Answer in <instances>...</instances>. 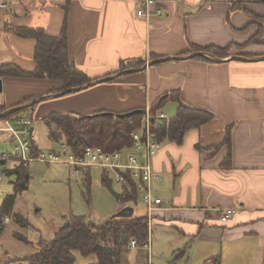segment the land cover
<instances>
[{"label": "crops", "instance_id": "0c3cea01", "mask_svg": "<svg viewBox=\"0 0 264 264\" xmlns=\"http://www.w3.org/2000/svg\"><path fill=\"white\" fill-rule=\"evenodd\" d=\"M144 1L10 0L9 8L0 9V66L34 71L37 42L18 29L59 37L67 17L71 61L91 78L113 79L45 98L51 101L35 105L33 120L53 112L128 114L146 108L173 120L180 104L209 112V124L189 130L181 144L164 141L154 157L151 191L162 205L145 248L148 255L157 242L172 249L175 264H264V4L239 0L250 16L233 10L230 0H155L153 12L162 15L141 18ZM197 46L231 50L226 58L208 52L213 58L188 59ZM134 59L153 64L118 75L122 63ZM0 82V109L7 113L62 87L14 77ZM172 93L178 99L158 104ZM229 129L232 165L226 168ZM226 209L237 212L224 222Z\"/></svg>", "mask_w": 264, "mask_h": 264}, {"label": "trees", "instance_id": "16d2710c", "mask_svg": "<svg viewBox=\"0 0 264 264\" xmlns=\"http://www.w3.org/2000/svg\"><path fill=\"white\" fill-rule=\"evenodd\" d=\"M264 4V0H256ZM232 9L251 13L245 9L239 0H230ZM18 34L23 37L34 38L37 42L35 49L36 67L32 72L11 66H0V78L14 77L32 80H51L62 83V87L54 94H59L69 89H79L97 78H91L85 72L77 69L71 61L68 52L67 39V17L65 19L62 33L59 37H50L43 29L20 28ZM231 47H194V52L214 53L219 58L229 56ZM205 57H201L203 59ZM205 60V59H204ZM143 59L124 61L119 71L138 69L145 65ZM179 94H167L160 99L159 105L164 104L171 98L178 99ZM33 100L23 103L22 107ZM156 104L157 109L159 105ZM35 106L22 110L13 109L10 114L8 109L1 108L0 115L7 113L8 117L19 115L23 112L30 113ZM31 114V113H30ZM144 112L137 111L128 114L95 113L91 115H76L50 113L44 119V123L51 129V137L64 138V143L77 156H82L88 147H100L105 152L112 153L121 151L132 146L131 133L138 130L142 125ZM32 116V115H31ZM33 118V116H32ZM213 120V115L204 110L186 108L180 104L175 119L164 121L154 133L159 141H172L177 144L183 142L185 134L192 129H200ZM224 144L229 147L228 157L223 164L229 168L232 165L231 158V133L227 131ZM33 156H39L40 150L33 145ZM90 170V169H89ZM89 170L84 172L85 184L88 188L91 185ZM108 174V171L106 172ZM5 179L13 184V193L4 197L0 204V236L4 231L2 219L6 216L11 218L12 223L17 227L14 229V237L21 243H28L23 232L31 226L22 213L14 212V208L20 196L28 190L30 183L29 166L20 164L13 170H7ZM13 179V181H11ZM102 181L108 184V177L104 174ZM140 195L135 190V184L131 188H123V192L117 196L121 203L138 202ZM124 208V207H123ZM130 208V207H128ZM126 209V208H124ZM122 209V210H124ZM133 241L137 247H145L150 242L147 217L117 218L113 216L102 223L86 221L85 217H72L69 225L60 229L55 238L51 241H43L38 245L37 252L27 257L29 264H74L76 253L84 256L95 255L96 261L91 264H123L122 254L125 249L131 247Z\"/></svg>", "mask_w": 264, "mask_h": 264}, {"label": "rangeland", "instance_id": "374dc122", "mask_svg": "<svg viewBox=\"0 0 264 264\" xmlns=\"http://www.w3.org/2000/svg\"><path fill=\"white\" fill-rule=\"evenodd\" d=\"M49 101L51 100L44 99L40 103ZM33 110H30L31 115ZM167 117L170 121L171 116L167 115ZM33 127L35 130L32 143L41 151L40 155L49 158L53 153L63 155L67 152L63 145L64 138H52L51 129L43 119L33 120ZM14 149V140L3 135L0 138V152L12 153ZM29 171V188L18 199L14 212L22 213L31 224L26 232H23L31 245L18 242L12 233L17 227L11 221L0 237V264H29L27 257L37 252L41 240H53L56 233L66 224L69 225L70 219L74 216H83L86 221L99 224L128 207L134 209L135 217L147 216L141 196L137 203L135 201L121 203L118 200L117 196L123 192L124 187L115 182V175L112 172L107 174L103 168H90L89 188L85 184V175L73 178L69 167L65 164L33 162L29 165ZM104 174L108 177L107 185L102 181ZM9 181L5 179L0 186V204L5 196L13 193V184ZM172 254V249L158 245L157 242L149 255L145 247L125 249L122 254V263L175 264L176 257ZM75 256L74 264H91L96 261L93 254L84 256L76 253ZM179 264L186 263L180 261Z\"/></svg>", "mask_w": 264, "mask_h": 264}, {"label": "built area", "instance_id": "2783aa9c", "mask_svg": "<svg viewBox=\"0 0 264 264\" xmlns=\"http://www.w3.org/2000/svg\"><path fill=\"white\" fill-rule=\"evenodd\" d=\"M155 0H145L142 8L138 10L137 16L150 18L152 15H162V10L153 12ZM10 0H0V9H7ZM144 118L138 130L131 133L132 146L121 151L112 153L105 152L100 147H88L82 156L75 155L66 145L63 155L53 153L49 158L43 155L33 156V118L30 113L23 112L9 118L7 113L0 115V134H7L12 137L15 149L11 153L0 152V186L5 181L7 170H13L18 165H30L33 162L61 163L69 167L73 178L84 174L91 167H100L105 171L115 175V182L123 187L131 188V183L135 184V190L142 197L146 207L148 230L154 221L155 213L161 209L162 200L155 197L151 191L153 177V160L157 153L163 148V142L157 139L154 130L167 120V115L163 113H152L148 108L142 110ZM10 114V113H9ZM66 158L65 160H61ZM236 209H226L222 212V220L228 221L235 214ZM11 222V218L6 216L2 219V227L6 228ZM137 242L133 241L131 248H136Z\"/></svg>", "mask_w": 264, "mask_h": 264}, {"label": "water", "instance_id": "95a60500", "mask_svg": "<svg viewBox=\"0 0 264 264\" xmlns=\"http://www.w3.org/2000/svg\"><path fill=\"white\" fill-rule=\"evenodd\" d=\"M213 58L212 55H208L204 52H197V53H194V54H191L189 56H187L188 59H194V58H197V57H210ZM164 60H167V59H164ZM164 60H159V61H155V63H160ZM153 63H149L147 65H145L144 67L140 68V69H134V70H126V71H123L121 73H119L118 75H125V74H128V73H133V72H136V71H142L144 69H146L148 66H151ZM113 77H108V78H104L102 80H96L95 82L93 83H90L82 88H79V89H69V90H66V91H63L59 94H56V95H49L48 97H41L39 99H35L33 100L31 103L27 104L25 107H19L17 108L16 110H22L24 108H28V107H32V106H35L37 104H39L42 100H44L45 98H49V97H63V96H66L68 94H71L73 92H76V91H79L81 89H85L87 87H90L92 86L94 83H98V82H104V81H110L112 80ZM2 92V83L0 82V93ZM10 113V112H9ZM31 132H33V129L31 130ZM134 215V209L133 208H126L124 210H122L120 213H118L117 215H115L117 218H130ZM68 225V224H66Z\"/></svg>", "mask_w": 264, "mask_h": 264}]
</instances>
